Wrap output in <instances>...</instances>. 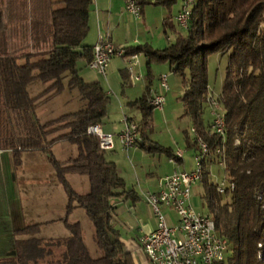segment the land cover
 <instances>
[{"label": "trees", "instance_id": "1", "mask_svg": "<svg viewBox=\"0 0 264 264\" xmlns=\"http://www.w3.org/2000/svg\"><path fill=\"white\" fill-rule=\"evenodd\" d=\"M92 1L0 0V150L9 151L13 162L23 152L48 154L67 196V236L36 237L38 224L25 225L15 233L29 236L15 238L14 254L0 257V264H135L114 222L113 199L131 193L98 138L87 133L89 126L103 122L109 101L99 82L80 76L79 62L92 59V47L84 43ZM136 1L140 6L142 0ZM125 51L144 53L147 67L167 63L181 79L183 115L192 133L185 139L201 159L200 197L227 241L220 264H264V0H194L187 28L169 46ZM213 53L226 54L228 63L220 92L210 96L207 59ZM65 91L68 100L78 101V109L42 121L41 106L58 101ZM147 96L130 103L142 111L144 124L154 109ZM211 101L220 108L222 135L211 128L212 117L204 120ZM57 142L72 146L67 161L53 155ZM148 150L173 156L157 144ZM214 165L222 167V193L211 181ZM74 176L87 177L88 191L72 188L69 178ZM79 209L93 227L91 247L80 221L69 219Z\"/></svg>", "mask_w": 264, "mask_h": 264}, {"label": "crops", "instance_id": "2", "mask_svg": "<svg viewBox=\"0 0 264 264\" xmlns=\"http://www.w3.org/2000/svg\"><path fill=\"white\" fill-rule=\"evenodd\" d=\"M181 4L182 0H175L174 3L169 5L157 3V0H142L139 6L140 17L135 18L125 10V0H93L88 20L89 31L84 43L92 47L98 36H106L115 46L124 49L140 45H148L156 50L164 49L175 40L177 33L184 32V29H181L176 21V15L180 11ZM138 54L139 63L135 68V72L139 73L142 79L136 83L130 81V76L134 73L129 70V60L118 56L111 57L105 76L90 68L85 61L79 62V68L80 76L85 82H99L101 84L99 81L101 79L106 82L109 90L116 96V99L112 100L109 91L101 84L109 95V101L106 105L107 114L100 125L102 130L105 133L112 134L114 139V147L111 150H105L106 154L110 153L107 160L115 163L119 175L125 181V190L131 193L129 195L124 193L115 198L114 222L119 228L121 241L125 249L131 254L134 263L151 264L140 245V238L143 234L156 228V220L153 210L145 202L144 195L147 192L157 193L159 191V178L171 174L175 170H193L198 152L194 148H188L189 143L185 139V134H189L187 127L191 128V125L188 117L183 115L184 107L181 101L183 86L180 77L170 72L167 63L152 64L147 67V56L144 53ZM163 66L167 67V71H158L156 78L153 79L152 68H163ZM125 69L131 82L128 89H124L116 80L117 71H120L122 76H126ZM161 73L168 74L169 83V90L165 93L164 104H167V96L172 99L175 98L177 113L174 115L179 117L181 121L180 131L174 132L170 140L164 136L152 138L156 127L152 117L153 112H156L155 118L158 123L161 117H166L163 114L164 107L161 110L153 109L149 123L144 124L142 111L138 107L130 105L131 102L137 101L147 93L149 99L151 95L161 91L158 81V76ZM123 116L134 122L139 129L137 144L128 149L123 148L117 137L124 126L121 124ZM136 116L141 117L140 125L135 121ZM106 119L107 123H104ZM156 144L169 149L173 156H169L166 152L148 150V147L150 148ZM67 149L68 154L71 150L69 146ZM177 149L182 150L181 160L173 159ZM187 149L193 152L194 166L189 167L188 162L184 159V153ZM0 156L2 159L12 161L9 151L0 150ZM199 184L201 185L200 182ZM198 194L199 188L195 184L190 198L192 206L193 203H196ZM11 205L13 207L10 208L8 222L12 230L14 229V233L17 230L15 227L16 222L23 223V221L21 219V209H19L20 211L15 210L19 207L18 202H13ZM163 209L170 221H174L173 224H175L177 217L174 211L166 207H163ZM23 226H25L24 223Z\"/></svg>", "mask_w": 264, "mask_h": 264}, {"label": "rangeland", "instance_id": "3", "mask_svg": "<svg viewBox=\"0 0 264 264\" xmlns=\"http://www.w3.org/2000/svg\"><path fill=\"white\" fill-rule=\"evenodd\" d=\"M139 6V4H138ZM81 63V62H80ZM79 63V64H80ZM228 58L226 54L213 53L208 56L207 59V72L209 87L213 91L210 96L217 95L220 92L222 83L225 78L226 66ZM126 66V62H125ZM108 69V68H107ZM106 69V75H107ZM160 70L167 71V67H153L152 77L156 78L157 72ZM126 76H122L120 71H117L116 80L120 86L124 89L130 88L131 78L127 76V70L125 69ZM134 76V75H133ZM102 86L109 91L110 98L116 99V96L109 90L106 82L99 79ZM171 94V93H170ZM67 91L63 92L58 101H51L41 106L39 110V116L42 121L49 120L57 117L60 113H68L78 109L77 100H68ZM173 95V94H172ZM171 96V95H170ZM151 98V97H150ZM149 98V100H150ZM210 98V97H209ZM212 98V97H211ZM175 99V98H174ZM167 96V104H164L163 114L166 117H161L160 122L157 123L155 118L156 112H153V120L156 125L152 138L166 137L170 140L174 132L180 131V119L174 114L177 113L175 107V101ZM215 105V106H214ZM214 107V114L219 115V105L212 101ZM211 107L205 106L204 120H211ZM216 110V111H215ZM127 111V110H126ZM218 112V113H217ZM161 115V113H159ZM221 115V114H220ZM186 118V117H184ZM138 125L141 124V117L136 116L135 119ZM104 123H107V119ZM121 124L123 125L122 118ZM189 134H192L190 128L187 127ZM243 136H246L245 134ZM68 146L71 152L67 154ZM53 155L60 161H67L72 152V146L67 142H57L52 146ZM192 150L187 149L184 153V159L188 162V166H194V159ZM48 154H43L37 151L23 152L19 157V162H13L11 160L2 159L0 156V257L9 255L14 251L15 238H27L29 235L16 234V230L13 233L12 228L9 225V213L10 208L13 207V202H18L19 207L15 210L21 209V219L24 225L38 224L36 237L52 238L53 240L67 236V228L64 220L66 216V204L67 196L64 189V185L58 179L53 166L48 161ZM110 153L106 154V159H109ZM12 158V157H11ZM196 165V163H195ZM222 166V164H220ZM222 167L214 165L211 167V181L214 183H221L223 181ZM81 178V179H79ZM67 179V178H66ZM72 188L78 192L84 193L88 191L89 184L86 176H74L69 178ZM80 180L82 182L80 183ZM197 181L196 185L199 188V194L196 196V203H193V207L196 212L208 215L211 217L212 209L209 207L207 200L201 199L202 187ZM225 182V181H224ZM226 183V182H225ZM115 199H113V203ZM116 209V208H115ZM20 211V210H19ZM167 224L170 226L174 221H170L168 215L164 212ZM78 219L80 221L84 241L87 246L92 245L93 227L89 219L85 216L82 209L77 210L70 215L69 219ZM23 223L16 222V229L23 227ZM259 248V246H258ZM55 250V249H54ZM57 251V250H56ZM262 253L260 254L261 261Z\"/></svg>", "mask_w": 264, "mask_h": 264}, {"label": "built area", "instance_id": "4", "mask_svg": "<svg viewBox=\"0 0 264 264\" xmlns=\"http://www.w3.org/2000/svg\"><path fill=\"white\" fill-rule=\"evenodd\" d=\"M192 0H182L181 8L176 15V21L181 29L188 25V9ZM125 10L135 17L131 10V1L125 0ZM118 56L129 60L130 70L133 71L135 83L142 76L135 72L139 63V54H126L124 48L115 46L106 36H98L92 46V59L89 67L105 76L111 57ZM160 92L151 95V105L154 109L161 110L165 103V93L169 90L168 74L161 73L158 76ZM211 128L218 124L217 115L211 101ZM123 129L117 134L124 149L134 147L138 141V130L134 122L126 116L122 117ZM87 133L94 135L99 140L102 150H111L114 147L113 135L105 133L100 124L91 125ZM182 158V150L177 149L173 159ZM197 183L195 169L191 171L175 170L171 174L158 179L159 199H151L150 192L145 193V202L153 210L156 220V228L140 238V245L151 264H220L223 257V249H227V241L224 247L214 245V236L210 229V222L205 214L198 213L190 203L192 188ZM226 183H219L218 192H224ZM162 207L174 211L177 222L167 224Z\"/></svg>", "mask_w": 264, "mask_h": 264}, {"label": "bare ground", "instance_id": "5", "mask_svg": "<svg viewBox=\"0 0 264 264\" xmlns=\"http://www.w3.org/2000/svg\"><path fill=\"white\" fill-rule=\"evenodd\" d=\"M129 1H131V10H133L135 12V18L140 17V10H139V6H138V2L136 0H129ZM193 3H194V0L190 1L189 9H188V18H189ZM106 39L110 40L109 37H106ZM130 78H131L132 81H135V77L133 75H131ZM149 103L151 104V98L149 100ZM217 118H218V124H213V130L215 132H217L218 134L222 135L224 133V121H223V118H222V116L220 114L217 115ZM238 144H239V141L236 140L235 141V145H238ZM200 147H201V151L202 152H206V146L204 144L200 143ZM200 160H201L200 157H196V165H195V168H194L195 169V175H196V181H200V179H201ZM150 198L151 199H159V191L157 193L150 192ZM206 217H208V219H209L210 229H211L212 233L215 234V236H214V245H216V247H224L225 246V239L223 237H221L217 233L212 218L210 216H207V215H206ZM225 251H226V249H223V257L225 255Z\"/></svg>", "mask_w": 264, "mask_h": 264}, {"label": "water", "instance_id": "6", "mask_svg": "<svg viewBox=\"0 0 264 264\" xmlns=\"http://www.w3.org/2000/svg\"><path fill=\"white\" fill-rule=\"evenodd\" d=\"M14 254V251H12L9 255H13Z\"/></svg>", "mask_w": 264, "mask_h": 264}]
</instances>
